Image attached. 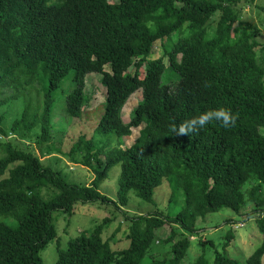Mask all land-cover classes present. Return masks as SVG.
Returning a JSON list of instances; mask_svg holds the SVG:
<instances>
[{
	"label": "trees",
	"instance_id": "trees-1",
	"mask_svg": "<svg viewBox=\"0 0 264 264\" xmlns=\"http://www.w3.org/2000/svg\"><path fill=\"white\" fill-rule=\"evenodd\" d=\"M241 12L239 0H0V136L18 138L0 141V264H45L42 252L53 243L55 264H186L200 222L223 210L242 217L247 206L253 209L244 223L256 218L263 236L247 264H264V28L244 24ZM157 43L163 56H155ZM91 74L107 91L102 117L92 139L81 136L64 154L92 173L86 186L44 167L28 142L34 139L44 156L62 154L56 134L66 128L53 121L55 103L63 96L66 119H82ZM138 91L142 100L126 124L122 110ZM218 107L235 115L232 127L212 121L190 135L171 132ZM3 110L14 115L9 130ZM138 128L139 137L124 147ZM117 165L113 201L99 188ZM164 180L172 200L184 199L178 214L123 212L131 192L154 204ZM97 204L123 213L117 230L105 237L113 214L62 249L54 216ZM124 222L129 247L114 249ZM238 224L226 221L231 231L222 251L200 239L193 264H240L227 255ZM166 225L170 236L160 242L157 231ZM156 242L170 246L163 258L149 256Z\"/></svg>",
	"mask_w": 264,
	"mask_h": 264
},
{
	"label": "rangeland",
	"instance_id": "rangeland-1",
	"mask_svg": "<svg viewBox=\"0 0 264 264\" xmlns=\"http://www.w3.org/2000/svg\"><path fill=\"white\" fill-rule=\"evenodd\" d=\"M242 22L252 23L257 29L263 32L264 28V13L260 10L264 6V0H239ZM50 4H58L60 0H49ZM245 28V27H243ZM260 43L264 46V36L262 35L259 39ZM161 43H157L155 48V56H163V52L160 51ZM260 64L264 67V49L259 52ZM109 71V68H106ZM133 71V70H131ZM101 76L96 74L88 75L86 78L85 92L89 98V103L85 108L83 118L80 120L66 119V115L62 113V99L60 96L59 101H56L54 106V123L57 126V130L60 131L62 125H65L64 132L57 133V148H59L62 154H56L50 156H44L35 144V140L29 141V147L34 151L40 158L44 167L52 168L56 172H61L62 176L68 183L86 185L89 186L94 180L92 173L81 165H76L71 162L70 158L65 156L72 149L73 145L78 141L81 136H85L88 140L95 136V131L98 126L99 120L103 114V105L106 99L107 91L101 84ZM68 88V85L65 86ZM142 91L136 92L126 102L122 113L123 121L128 124L132 111L138 106L142 100ZM59 105V106H58ZM2 114H6L7 120L3 124L5 130H9L11 122L14 119V115H8L6 110L1 111ZM1 115V114H0ZM66 119V120H64ZM141 128L132 129V135L130 138L125 139L124 147H130L133 145L135 140L139 137ZM264 134V131H263ZM17 137L10 136L9 138H2L0 141H14ZM121 176V166H115L108 175V178L101 184L99 191L101 194L107 196L113 201H117L119 179ZM251 185H247L246 189L250 188ZM264 193V188L262 189ZM173 193L172 187L167 180H164L162 185L156 189L154 204H146L136 197L134 192L129 194V204L123 208V212L127 213L128 216L137 215H149L156 211H162L166 215L175 216L181 211L184 203V199L181 195H177L175 199H171ZM264 196V194H263ZM172 200V201H171ZM248 207V206H247ZM244 208L242 211L243 216L239 217L233 214L229 210H223L219 213L208 215L204 222L199 223V227L202 228L201 236H195L190 238L191 248L188 253L187 263L193 264L197 258L201 255L202 248L199 245V240L211 241L219 251H222L221 247L225 243V237L231 228L226 225V221L229 219L235 220L239 223L233 226L235 240L231 244L230 248L227 249V255L237 260L240 264H247L248 258L263 242V236L260 233L257 224L255 223L256 218H252L244 223V213L251 211L253 207L248 209ZM116 215V221L113 227L110 228L109 232L105 234V237H109L113 232L117 230V225L120 220L123 221L125 216L121 211H117L113 206L97 205H86L77 206L75 214L68 216L66 214L57 213L54 216V223L58 232L59 239L61 241V248L65 249L68 242L79 236L82 231H89L99 225L102 220L108 216ZM128 228L126 222L122 223L121 232L117 233L115 241L113 243L114 249H127L129 243L125 241L123 232ZM171 228L166 225L162 229L157 231V236L160 242L165 241L170 236ZM152 252L149 256L153 255L155 258H163L165 254L170 250V246H163V244H156L152 248ZM214 249L208 248V257L212 260V254ZM42 258L45 264H55L58 258V249L56 243L51 244L45 251L42 252ZM264 263V258H263Z\"/></svg>",
	"mask_w": 264,
	"mask_h": 264
},
{
	"label": "clouds",
	"instance_id": "clouds-1",
	"mask_svg": "<svg viewBox=\"0 0 264 264\" xmlns=\"http://www.w3.org/2000/svg\"><path fill=\"white\" fill-rule=\"evenodd\" d=\"M212 121L219 122L221 127L227 129L235 124L236 117L231 114L230 110L218 107L181 122L178 126L173 127L171 132L175 135H190L197 129L204 128L206 124Z\"/></svg>",
	"mask_w": 264,
	"mask_h": 264
}]
</instances>
